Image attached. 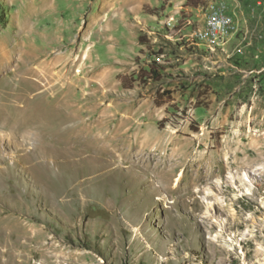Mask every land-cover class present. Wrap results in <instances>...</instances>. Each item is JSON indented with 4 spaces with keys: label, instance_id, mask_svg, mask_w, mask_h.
Returning a JSON list of instances; mask_svg holds the SVG:
<instances>
[{
    "label": "rangeland",
    "instance_id": "rangeland-1",
    "mask_svg": "<svg viewBox=\"0 0 264 264\" xmlns=\"http://www.w3.org/2000/svg\"><path fill=\"white\" fill-rule=\"evenodd\" d=\"M0 264H264V0H0Z\"/></svg>",
    "mask_w": 264,
    "mask_h": 264
},
{
    "label": "built area",
    "instance_id": "built-area-1",
    "mask_svg": "<svg viewBox=\"0 0 264 264\" xmlns=\"http://www.w3.org/2000/svg\"><path fill=\"white\" fill-rule=\"evenodd\" d=\"M233 19L226 9L221 5H211L204 29L195 33L197 41L204 42L210 47L220 45V43L233 30Z\"/></svg>",
    "mask_w": 264,
    "mask_h": 264
},
{
    "label": "bare ground",
    "instance_id": "bare-ground-1",
    "mask_svg": "<svg viewBox=\"0 0 264 264\" xmlns=\"http://www.w3.org/2000/svg\"><path fill=\"white\" fill-rule=\"evenodd\" d=\"M84 131H85V130H84ZM89 133H90V132H89ZM92 140H94V139H92ZM92 140H91V142H92ZM96 141H97V140H96ZM96 141H95V143H96ZM96 145H97V144H96ZM117 148H118V147H117ZM95 150H97V149L95 148ZM99 150H100V149H99ZM106 150H108V149H106ZM106 150H105V151H106ZM118 150H119V148H118ZM93 153H94V152H93ZM97 154H98V153H97ZM106 154H107V153H106ZM113 155H115V154L113 153ZM111 156H112V155H111ZM105 157H106V156H105ZM112 158H113V157H112ZM118 158H119V157H118ZM114 159H115V158H114ZM167 172H168V171H167ZM167 175H168V174H167ZM170 177H171V176H170ZM163 178H164V177H163ZM167 179H168V178H167ZM167 181H168V180H167ZM167 181H166V182H167ZM170 181H171V180H170ZM170 181H169V182H170ZM162 182H163V181H162ZM164 182H165V181H164ZM169 182H168V183H169Z\"/></svg>",
    "mask_w": 264,
    "mask_h": 264
},
{
    "label": "trees",
    "instance_id": "trees-1",
    "mask_svg": "<svg viewBox=\"0 0 264 264\" xmlns=\"http://www.w3.org/2000/svg\"><path fill=\"white\" fill-rule=\"evenodd\" d=\"M189 2H190V0H189ZM155 73L158 74L156 71H155Z\"/></svg>",
    "mask_w": 264,
    "mask_h": 264
}]
</instances>
